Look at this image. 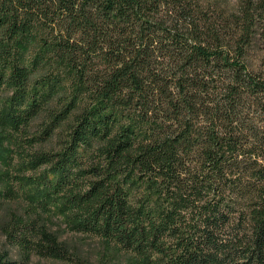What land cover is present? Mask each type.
<instances>
[{"label": "trees", "instance_id": "obj_1", "mask_svg": "<svg viewBox=\"0 0 264 264\" xmlns=\"http://www.w3.org/2000/svg\"><path fill=\"white\" fill-rule=\"evenodd\" d=\"M0 92L26 250L78 259L54 206L112 264H264V0H0Z\"/></svg>", "mask_w": 264, "mask_h": 264}, {"label": "rangeland", "instance_id": "obj_2", "mask_svg": "<svg viewBox=\"0 0 264 264\" xmlns=\"http://www.w3.org/2000/svg\"><path fill=\"white\" fill-rule=\"evenodd\" d=\"M5 148L7 147L0 142V156L2 153H5ZM16 161L17 158L13 161L15 165L10 168L12 171L10 180L6 182V179L5 181L4 179H0V253L3 255L7 253V259L11 264H112L114 252L109 247L108 243L103 242V239L97 235H87L79 233L78 231L76 232V230L67 223L66 217L59 214L54 206H51L52 209L46 212V214H43L54 230L62 235L63 238H67V240L76 244L74 246L79 252L77 256L78 259H53L37 251L33 245H30L26 250L19 241L14 240L12 236L6 234L1 223L3 219H6V211L9 212L10 210L11 212L23 213L29 209L32 213H38V209L29 205L27 202L25 189L15 178V174L19 172L18 163ZM1 164L2 163H0V166ZM24 172L25 175L34 173L30 169H26ZM3 191L6 192L5 196L1 195Z\"/></svg>", "mask_w": 264, "mask_h": 264}]
</instances>
